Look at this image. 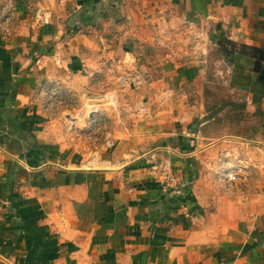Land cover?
<instances>
[{
    "label": "crops",
    "instance_id": "0c3cea01",
    "mask_svg": "<svg viewBox=\"0 0 264 264\" xmlns=\"http://www.w3.org/2000/svg\"><path fill=\"white\" fill-rule=\"evenodd\" d=\"M107 68L97 147L43 91ZM263 71L264 0H0V264H264Z\"/></svg>",
    "mask_w": 264,
    "mask_h": 264
},
{
    "label": "rangeland",
    "instance_id": "374dc122",
    "mask_svg": "<svg viewBox=\"0 0 264 264\" xmlns=\"http://www.w3.org/2000/svg\"><path fill=\"white\" fill-rule=\"evenodd\" d=\"M219 58L220 55L214 53V59L217 60ZM213 68V80L215 81L217 89L215 91L216 98L214 99V104L221 107L222 103H230L226 98L229 94L226 90V86H224L225 76L221 72V66L217 64V61L213 65ZM127 76L130 75L126 72H120V70L115 71L113 68L97 71L91 74L90 82L86 87L87 91L81 98L77 97L74 92L55 85L53 89H49L47 92L43 91V105L54 115H63L67 110L76 108L79 101L81 102L80 99L85 100V105H83L86 110L84 112L85 122L80 128L81 136L83 140L89 142L92 146L99 147L101 144L104 145L111 139V111H117L120 99L131 91L130 87L125 88L123 85V79ZM89 110L90 113L88 114ZM214 175L222 177L223 171L221 169L217 170V172L214 171ZM261 182V189L264 191V168L261 172ZM245 188L249 189V187ZM256 189H258V187ZM242 190L243 189L239 187V189L230 191V194H234L235 196L241 195L243 193Z\"/></svg>",
    "mask_w": 264,
    "mask_h": 264
},
{
    "label": "built area",
    "instance_id": "2783aa9c",
    "mask_svg": "<svg viewBox=\"0 0 264 264\" xmlns=\"http://www.w3.org/2000/svg\"><path fill=\"white\" fill-rule=\"evenodd\" d=\"M127 74L130 76L124 77V79H123V85L125 86V88L126 87H132V86L139 87L142 85V78H141V76H139V74L137 72L134 71L133 73H127ZM107 144H109V143L107 142ZM154 158H155V154H152L150 159L154 160ZM164 178L167 179V176H165ZM230 178L236 179V176L230 175Z\"/></svg>",
    "mask_w": 264,
    "mask_h": 264
},
{
    "label": "water",
    "instance_id": "95a60500",
    "mask_svg": "<svg viewBox=\"0 0 264 264\" xmlns=\"http://www.w3.org/2000/svg\"><path fill=\"white\" fill-rule=\"evenodd\" d=\"M262 79L264 80V71H263V73H262Z\"/></svg>",
    "mask_w": 264,
    "mask_h": 264
}]
</instances>
